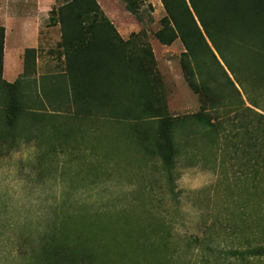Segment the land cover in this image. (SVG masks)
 Listing matches in <instances>:
<instances>
[{"label":"rangeland","instance_id":"rangeland-1","mask_svg":"<svg viewBox=\"0 0 264 264\" xmlns=\"http://www.w3.org/2000/svg\"><path fill=\"white\" fill-rule=\"evenodd\" d=\"M69 1L53 0L28 79L65 72L57 10ZM97 1L137 54L151 46L169 117L207 113L218 126L215 142L197 124H182L170 177L161 157L136 142L133 121L110 110H62L50 118L58 128L45 135L54 137L49 149L35 145V159L0 166V264H264V255L234 253L264 248V68L247 49L228 54L222 64L238 96L210 61L219 76L205 102L188 84L181 40L155 37L166 16L161 0H136L139 17L125 0ZM154 219L167 250L139 235ZM142 244L156 253L137 251Z\"/></svg>","mask_w":264,"mask_h":264},{"label":"trees","instance_id":"trees-1","mask_svg":"<svg viewBox=\"0 0 264 264\" xmlns=\"http://www.w3.org/2000/svg\"><path fill=\"white\" fill-rule=\"evenodd\" d=\"M125 2L126 9L139 17L137 1ZM161 2L166 16L161 20L162 28L155 33V37L163 45L181 40L185 48L182 67L189 86L206 102L209 93H214L212 84L219 76L214 77L208 69L212 61L216 66L214 72L218 74L221 71L227 78L223 82L226 87L232 86L235 94L241 95L222 62L228 60L229 53L247 49L253 57L252 61L264 68V0ZM57 14L66 69L62 74L46 75L40 80L39 95L44 110L62 111L76 107L121 114L126 120L133 121L131 128L134 129L136 142L152 155L161 157L163 168L170 177L179 154V139L176 136L182 124H197L206 129L211 135V142H215L218 126L207 113L200 111L184 119L169 117L167 105L158 90L159 82L153 77L155 56L151 46L137 54L130 47L131 40L121 37L97 0H70L58 8ZM4 38V29L0 28V79ZM35 56V49L26 50L27 62L35 65ZM28 72L26 69L23 76L28 77ZM3 83L8 88H15V84ZM145 123L157 124L158 130L153 132L150 129L143 133L140 127ZM150 142L155 146L153 150L146 148ZM160 225V222L151 227L143 225L139 235L154 239V245L162 249L164 246L167 250L169 245L165 240L162 244L157 241ZM129 236L133 238L132 233ZM154 245L142 244L137 246L140 248L137 251L148 250L155 254ZM234 253L242 257L262 256L264 248Z\"/></svg>","mask_w":264,"mask_h":264},{"label":"crops","instance_id":"crops-1","mask_svg":"<svg viewBox=\"0 0 264 264\" xmlns=\"http://www.w3.org/2000/svg\"><path fill=\"white\" fill-rule=\"evenodd\" d=\"M53 0H0V28L4 29L2 79H0V166L35 159V145L53 144L54 116L61 111L44 110L40 82L23 76L29 61L26 50L38 48L45 21L51 20ZM31 64V63H30ZM15 84V88L4 85ZM35 93L28 103L29 92ZM31 106L30 116L27 107ZM42 108V109H41ZM47 118V119H46ZM50 121H46V120ZM46 121V122H45ZM47 138V139H46Z\"/></svg>","mask_w":264,"mask_h":264}]
</instances>
